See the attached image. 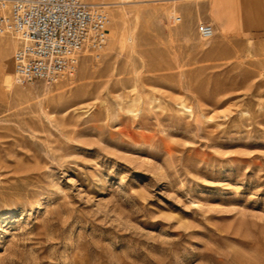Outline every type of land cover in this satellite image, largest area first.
Segmentation results:
<instances>
[{
  "label": "rangeland",
  "instance_id": "1",
  "mask_svg": "<svg viewBox=\"0 0 264 264\" xmlns=\"http://www.w3.org/2000/svg\"><path fill=\"white\" fill-rule=\"evenodd\" d=\"M126 1L73 77L0 52V264H264V35Z\"/></svg>",
  "mask_w": 264,
  "mask_h": 264
},
{
  "label": "built area",
  "instance_id": "2",
  "mask_svg": "<svg viewBox=\"0 0 264 264\" xmlns=\"http://www.w3.org/2000/svg\"><path fill=\"white\" fill-rule=\"evenodd\" d=\"M110 22L108 12L82 0H0V36L18 42L14 72L20 84L73 77L84 55L105 48ZM198 30L203 40L215 35L211 25Z\"/></svg>",
  "mask_w": 264,
  "mask_h": 264
},
{
  "label": "crops",
  "instance_id": "3",
  "mask_svg": "<svg viewBox=\"0 0 264 264\" xmlns=\"http://www.w3.org/2000/svg\"><path fill=\"white\" fill-rule=\"evenodd\" d=\"M102 2L103 0H86ZM149 1V0H147ZM176 8L185 24L211 25L215 35L251 37L264 35V0H150ZM214 35V36H215Z\"/></svg>",
  "mask_w": 264,
  "mask_h": 264
},
{
  "label": "bare ground",
  "instance_id": "4",
  "mask_svg": "<svg viewBox=\"0 0 264 264\" xmlns=\"http://www.w3.org/2000/svg\"><path fill=\"white\" fill-rule=\"evenodd\" d=\"M82 1H84L85 3L90 4V5H98L103 10H111L112 8H115V6H117L116 4H118L117 2H92V3H90V2H87L86 0H82ZM129 2L130 1L120 0L119 3L120 4H125V3H129ZM111 15L113 16V18L115 20L117 17H119L120 14H118L116 12H112ZM119 19H121V18H119ZM110 24H111V22H110ZM111 35H113V34L111 33ZM12 39L14 40V42L13 41H9V40L0 39V52L1 51L11 52L12 48L15 47V46H16V49H17L18 42H17V40H15V38H12ZM14 77H15V72H14V65H13V71H11V73L5 79V83H6V85L8 87H11V85H12V78H14ZM15 79H16V77H15Z\"/></svg>",
  "mask_w": 264,
  "mask_h": 264
}]
</instances>
